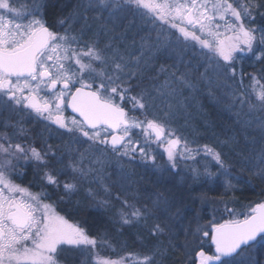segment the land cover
Listing matches in <instances>:
<instances>
[{"label":"snow or ice","instance_id":"obj_1","mask_svg":"<svg viewBox=\"0 0 264 264\" xmlns=\"http://www.w3.org/2000/svg\"><path fill=\"white\" fill-rule=\"evenodd\" d=\"M46 7L45 0H41L31 10L21 11L9 0H0V106H19L22 111L47 122L46 126L64 130L72 142L88 143L86 151L110 150L117 157V163L125 157L134 161L138 155L142 161H151L160 168L156 165V156L151 154L152 143L163 146L169 166L166 171L176 169L178 159L195 158L203 153L206 159L215 162L218 171L212 173L207 166L203 173L194 169L193 179L202 175L209 179L222 178L226 188L235 187L232 180L241 177L234 175L232 165L226 164V154L209 145L190 148L189 141L169 127L167 116L148 118L155 97L141 84L146 79L155 81V77H147L145 72L151 68V61L165 56L173 63L160 65L157 76L163 74L165 80L155 91L176 96L182 88L195 90L197 85L183 56L188 48L197 46L205 61L201 80L210 82L209 71L217 76L230 74L229 79H235L234 64L238 57L242 59L251 54L257 60L264 58V51L256 52L257 45L264 46V27H257L255 23L257 15L264 17V12L260 11L264 9V0H77L72 10L56 21L63 33L53 30L44 18ZM90 11L96 13L93 19L103 23L98 24L93 37L85 40L83 29L73 34L72 25L81 19L86 21V13ZM127 11L140 13L151 19L153 25L167 24L169 31L175 30V40L159 32L155 43L142 37L139 54L133 55L131 48L122 51L115 43L116 40L122 42L123 35L113 34L109 43L101 47L99 35L114 33L108 21L115 22ZM18 20H27V23ZM134 45L133 41L132 47ZM182 65L186 70L181 71ZM249 79L248 88L234 91L233 103L248 104L249 111L257 106L264 111V84L261 83L264 76L257 78L249 74ZM240 84L243 87L242 79ZM67 108L74 113L71 118L64 114ZM135 112H140L143 119L130 115ZM258 127L264 132V119L259 121ZM134 130L142 133L143 142L133 138ZM0 141H3L0 154L10 158L0 164V264H60L58 257L63 245L94 253L90 264H125L126 259L134 260V264H162L156 257H163L167 249L159 238L166 234L175 236L174 222L182 219L181 208L176 207L173 200L157 193L155 199L148 197L151 207L148 203L137 207L136 202L117 196L121 207L115 222L121 226L142 222L157 245L151 254L142 257L129 254L119 260L105 258L95 250L98 246L110 247L107 240L90 235L79 223L60 215L53 203L47 202L51 199L45 190L47 187L62 188L65 196H71L79 190L80 183L94 173V169L83 166L85 153L79 152L78 158L65 163L63 154L54 150L53 145L25 146L12 143L7 135H0ZM224 143L227 142H221ZM77 151L70 144L65 146V152L70 155ZM21 159L25 163L34 162L40 170V192L33 193L9 178V170L14 167L12 161ZM98 162L99 158L92 161ZM240 164L241 171L245 170L244 166H250L264 179V147L255 156L243 157ZM130 175L120 165L119 179L127 181ZM61 176L65 177L63 181ZM97 179L93 175L90 182ZM104 191L110 193L108 187ZM87 195L96 199L91 188L87 189ZM98 204L102 208L110 206L107 200H99ZM225 211L230 215H243V219L198 225L193 232L194 239L210 237L215 252L209 255L200 246L195 260L189 257V264H230L226 258L239 256L244 250L249 252L248 264H264V199L248 206L246 213L238 214L235 209L227 208ZM258 243L259 249L256 248ZM184 247L189 248L188 241ZM253 252L256 255H252Z\"/></svg>","mask_w":264,"mask_h":264},{"label":"trees","instance_id":"obj_2","mask_svg":"<svg viewBox=\"0 0 264 264\" xmlns=\"http://www.w3.org/2000/svg\"><path fill=\"white\" fill-rule=\"evenodd\" d=\"M47 7L44 11V18L47 20L50 26H53V30L63 32V29L56 26V21L63 16H66L70 12L73 6L77 3V0H45ZM264 12V9L260 10ZM256 26L264 27V17L259 15L256 16ZM146 24H141L136 22V15H133L132 12L127 14L123 20V24L119 27H114L109 25L110 28L114 29L116 36L123 35V40H134L137 42H142L141 38H150L148 39L149 43H155L156 37L153 36L149 29L146 27ZM83 29V39H84V22L79 20L78 22L72 25V32L79 33ZM108 35V34H107ZM105 35L104 37L106 38ZM120 40H116L115 43ZM138 46L135 47V52L137 55ZM264 51V46L257 45L256 52ZM147 55V53H146ZM151 68L146 70L145 75L147 77H155V81L151 79H146L142 82L141 86L150 87L151 83L154 84L162 82H156L160 79H165L163 74L157 76V71L161 64L171 65L173 60L166 59L165 56H158L154 61H151ZM238 63V73L243 76L245 73L253 71L256 72L259 76H264V58L257 60L256 56L251 55L249 57H239L237 59ZM264 80V79H263ZM156 82V83H155ZM152 84V85H154ZM150 87L152 95L155 97L154 106L155 112L147 113L148 118H153V115H156L160 118L169 116L168 123L169 127L173 130L184 134L189 141V146H194L195 144L202 143V145H209L210 147L215 148L217 151H220L225 155L226 164L232 165L231 171L241 177L239 180L234 181V188H227L224 194L221 196V201L231 204L233 208H248L262 199H264V179L259 175H256L255 172L257 169L251 168L250 166H244L245 170L241 171L240 161L245 156H255L256 152L264 147V132L262 137H258L259 129L256 127H248L247 129L241 125V121L235 119V116L226 110L223 103L225 101H211L207 98V94L203 93L201 90H196L195 95L199 98L197 101L199 103L200 109H194L195 114L199 116H189L190 110L184 115L186 120H190L187 124L182 125L181 117H184L180 111V107H166L167 99L162 98V94L155 91V87H158L159 84ZM166 90H164L165 92ZM184 92V91H183ZM133 95L135 92L132 93ZM185 96V93H181ZM215 97H218L214 94ZM155 100H157L155 102ZM188 101V100H186ZM195 106L196 105H192ZM193 113V111H192ZM233 116H232V115ZM130 115H136L140 118H143V115L140 112L130 113ZM188 115V116H187ZM200 118L204 119L205 122H202ZM185 120V121H186ZM23 128L24 131L21 132L20 129ZM244 128L247 133L248 141L240 139L239 130ZM0 132L7 136H12L18 142H26L32 146L41 147L46 144L54 146V150L58 153L63 154L65 163L69 159L78 158L79 152L85 153V159L83 166L90 164V160L93 155L97 152L96 150H89V145L87 143L81 142H72L69 135L64 134V131L57 130L56 128L48 129L46 127L39 126H28V127H2L0 126ZM177 134V132H176ZM180 134V135H181ZM40 137H37L39 136ZM179 135V134H178ZM257 137V143H251L255 141ZM237 140H236V139ZM81 140L83 138H80ZM222 141L227 143L221 144ZM71 145L73 149L78 150L77 152L72 153L71 155L65 152V146ZM235 144H242L246 146V150L243 151V155L240 158L238 154L240 153L235 148ZM252 148L254 152H252ZM251 150V152H250ZM257 152V153H258ZM10 159V158H9ZM13 165L18 173L22 172L23 184L29 181V177L33 178L34 191H41L42 182L40 180V170L37 166H34L30 163H25L23 160L16 162L13 161ZM16 163V164H15ZM23 163V164H22ZM182 167V164H179ZM69 174L71 170H68ZM131 175L127 181L120 180L119 177H116L114 171H105L101 172L97 170L94 175L98 177L95 182H90L89 179L86 183L83 181L79 185V190L72 194L71 196H65L62 188L57 189L54 187H47L45 190H50L51 199L50 203H53L56 211L65 216L67 219L79 223L81 227L85 228L90 235L96 236L98 240L101 238L108 241L109 246L96 248V251L103 257H112V256H123L124 254H132L133 257L146 254H151V251L157 245V240L152 238L144 224H132L124 225L116 223L118 220L117 212L121 207L120 200H117L116 197L119 196L121 199H128L130 202H136L137 207L144 203H148L151 207V203L146 200V195H153L155 198L157 193H163L165 196L169 197L175 202L176 207H180L182 211V219L174 222V228L176 231L175 236L166 234L159 239L163 241V247L167 249L163 257H156V260L159 262L162 260V264H189V252L190 258L191 254L200 250V246H203L206 252H211V247L209 245L208 237L200 240H196L193 237V232L196 227L200 225L203 221V211L199 208V217L192 216V212L185 211L187 206L197 208L196 196L199 193L203 194L205 192L201 191L195 184L187 178H184L178 185L170 179L168 182H165L163 179H158L156 176V170L154 172L144 174L139 171L134 172L130 171ZM179 174H181V168L179 169ZM60 179L63 181L64 176H61ZM101 179L103 183H101ZM108 187L110 193H105L104 188ZM91 188L92 191L96 194V199H91L88 195L84 194V190ZM136 197L133 200V197ZM63 197V200L60 199ZM84 197V198H83ZM99 200H107L109 202V207L102 208L99 206ZM220 201V202H221ZM199 202L202 205L201 198ZM198 209V208H197ZM174 210V209H173ZM225 210V207L222 209ZM220 210V213H222ZM197 212V211H196ZM223 215V214H222ZM220 217V216H217ZM242 217V216H241ZM200 218L202 221H200ZM151 223V221H149ZM171 240V243H169ZM185 241L189 242V248L184 247ZM256 248L259 249V243L256 245ZM186 252L188 255H186ZM65 258L60 257L61 264H67V252ZM63 254V253H62ZM244 254V255H242ZM241 255L234 256L232 258H226L229 260L230 264H248V250H244ZM252 255H256L255 252ZM61 256V254H60ZM264 258V257H262ZM69 263V262H68ZM128 264H134L133 261H127Z\"/></svg>","mask_w":264,"mask_h":264},{"label":"rangeland","instance_id":"obj_3","mask_svg":"<svg viewBox=\"0 0 264 264\" xmlns=\"http://www.w3.org/2000/svg\"><path fill=\"white\" fill-rule=\"evenodd\" d=\"M10 4L14 7L17 8L21 11H24L25 8H27L28 10H31V8L33 7L34 4L41 2V0H9ZM23 6V7H22ZM130 12L133 13V15H136V22H139L141 24H146V27L149 29V32L157 37L158 32L163 34H167L170 36V38L172 40H175V35H173V33H175V30H171L169 31V26L167 24L163 25V27H161L160 23L157 22V24L153 25L151 19L142 17L140 13L135 12V11H127L123 14H121V16L115 20V22L112 21H108V24L114 27H119V25L123 24V20L125 18V16L127 14H129ZM89 17H94L96 15L95 12H87ZM91 14V16H90ZM103 15L105 17H107V12H104ZM32 17H28V19H31ZM92 21L96 22V33H97V29H98V24L99 23H103V21H97V20H93ZM17 22H23V23H27V20H18ZM63 29V28H62ZM63 33V32H61ZM73 34H77L76 32H73ZM87 35V34H86ZM104 34H100L98 39L100 42V46L103 47L105 44L109 43L110 38L113 36V34L110 32L108 33V35L106 36V38L104 37ZM89 37H92V33ZM133 41L134 40H123L122 42L119 41L116 44H119L121 47V50L123 51L126 47L131 48L133 55H136L135 52V47L138 46V50H137V55L139 54V46L141 44V42H135L134 47H132L133 45ZM251 56V54L245 56V57H249ZM254 56V55H253ZM239 58V57H238ZM237 58V59H238ZM183 61L186 63V68L187 70H190L191 72V78L193 79V83H195L197 85L196 89H186V88H182L181 91L179 92L178 95L176 96H168L166 94H162V98H164L165 100L167 99L166 102V107H180L179 111L181 113H183L182 115H186L188 112L189 108L190 110L192 109V111H190L189 116L195 115V116H199V114H195L194 109H200L199 107V103H198V97L195 95L196 90H201L203 93L207 94V98H209L211 101H225V103H223L225 109L229 112H231L234 116L235 119L241 121V125H243L246 129L248 127H250V125L253 127H256L259 129L258 132V137H262V133L260 131H262L259 127V121L261 119H264V111H261L259 109V107L257 106V108L253 111H249V107L248 104H245L243 106H241L239 104V102L237 101L235 104L233 103V99H232V94L234 93V91H242L244 88H248V86L251 84V81L249 79V74L255 75L257 78H261L262 76L257 75L256 72L250 71L245 73L243 76H241L238 73V69L237 67L239 66L237 63V60L234 64V67L236 68V77L235 79H229V75H219L217 76L215 73H213L212 71H209L207 73L210 82H206L204 80H201L200 77V73H203L205 71V67L203 66L205 64L204 59L202 58V56L200 55V50L199 47L197 46L196 48H188L186 50V54L183 56ZM188 61H191V63H187ZM98 67V66H97ZM185 69V65L181 66V71H184ZM241 79L243 80V87L240 84ZM165 80V79H164ZM163 79H160L156 82H164ZM155 82V83H156ZM261 83L264 84V80L261 79ZM154 84V82L151 83V85ZM160 85V83H157ZM154 84L152 86L155 87ZM150 85V87H151ZM78 86V85H77ZM143 87V86H142ZM150 87H148V90L150 91ZM167 91V90H166ZM165 91V93H166ZM184 91V92H183ZM181 93H185V96L181 95ZM217 95L218 97L214 96ZM188 100V101H186ZM157 100H155L156 102ZM252 102L255 103V97H252ZM192 105H196L192 106ZM154 106V104H153ZM19 107V106H18ZM151 112H155V107H152L150 109ZM65 116L71 118V114L67 113L65 111ZM231 114V115H232ZM232 115V116H233ZM188 116V115H187ZM169 118V116H167V119ZM143 119V118H141ZM186 117H181V122L182 125L187 124L190 120H186ZM200 120L202 122H205L204 119L200 118ZM54 128H56V126H54ZM57 129V128H56ZM62 130V129H61ZM173 130V129H172ZM64 131V130H62ZM175 131V130H174ZM179 131V130H178ZM177 132L176 135L178 136H182L184 138H186L188 140V138L184 135L181 134L180 132ZM181 134V135H180ZM0 135H4L2 134V132H0ZM240 139L244 140V142L248 141V137H247V133L246 130L244 128H241V130H239V135H237ZM9 138H11L12 143H20L22 145L25 146H32L26 142H18L15 138H12L11 136H8ZM134 139H139L141 140V142H143V135L142 133L139 132V130H134ZM236 139V138H235ZM237 140V139H236ZM3 142V141H0ZM257 143V137L255 139V143ZM88 144V143H87ZM202 143H197L194 146H189L190 148H197L202 147L201 146ZM89 145V144H88ZM235 148L236 150L240 151V153L238 154V156L241 158L243 155V151L246 150V146L242 145V144H235ZM251 152V150H250ZM252 152H254V149L252 148ZM258 152V151H257ZM256 152V154H257ZM151 154L156 156V165H160V168H157L155 165L152 164L151 161H142L140 159V157L137 155L134 161H129V159L127 157L121 159L119 161V163H117V157L110 151V150H105L103 148H101V151H97L93 157L90 160V164L87 166H85V168H92L94 169V173L89 175V179L92 178V176L95 174V172L97 170H100L101 172H105V171H114L116 173V177H118V172H119V168L120 165H123L125 170L127 171H134L137 172L139 171V173H151L154 172V170H156V176L158 179H163L165 182H168V180L172 179L175 184H179L180 182L178 181H182L184 178H187L191 181V183L195 184L198 188L201 189V191L205 192L203 194L199 193V195H197L196 200L197 202V208H193L189 206H187V208H185V211H189L192 212V210L194 211V214H192V216H196V218L199 217V208H201L203 211V221L200 218V221H202L200 223V226L209 224V222H215V223H223L224 220H229V219H235V218H239V219H243V215H230L227 211L222 210L224 207L225 209H235L236 213H246L248 208H233L232 206L229 207V205L231 204H227L223 201H221V196L224 194V192L227 190L226 186L224 185L223 179H217L216 177H213L212 179H209L207 176H200L199 179L194 180L193 179V175L194 169L199 170L201 173L204 172L205 170V166H207L208 171L212 172V173H216L218 171V166L215 164L214 161H210V158H205L203 153H200L199 155H195V158H188V159H178L177 160V167L174 170H170V171H166L165 169H168L169 166L167 164V154L166 152L163 151V146L158 145L157 143H152L151 144ZM97 158H99L98 163H92V161H96ZM6 159H9L8 157L3 156V154H0V164H3L4 161ZM23 159H21L20 161H22ZM14 162L12 161V164ZM16 164V163H15ZM23 164V163H22ZM33 164L34 166H37L34 162L30 163ZM179 164H182V167H180ZM181 168V174H179V169ZM24 171V170H23ZM22 172H19L15 169V168H11L9 170V178L16 184L21 185L22 187H26L29 188V190L33 193L39 192V191H34V186H33V178L29 177V181L25 182V184H23V177H22ZM235 175V173H234ZM100 178V176H98ZM88 179V180H89ZM85 180L84 182L86 183ZM102 180V179H101ZM232 183H234V181H232ZM47 192L50 190H46ZM84 194L87 195V189L84 190L83 192ZM50 194V193H49ZM146 200L148 202H150V200L148 199V197L153 198V195H146L145 196ZM84 198V197H83ZM201 198V203L199 202ZM221 201V202H220ZM49 202V201H47ZM50 203V202H49ZM151 203V202H150ZM220 210H222V213H220ZM197 211V212H196ZM223 214V215H222ZM61 215V214H60ZM220 216V217H217ZM242 216V217H241ZM70 222L75 223L74 221L68 219ZM204 230H208L207 228H205ZM63 248V251H61V256L59 255L58 259L60 261V257L61 258H65L66 257V253L67 252V264H90V261L92 259V255H94V253H89L87 251H81L80 249L74 248L72 246H68V245H63L61 246ZM95 252H97L95 250ZM63 253V254H62ZM242 254V253H241ZM244 255V254H242ZM129 254H124L123 256H112V257H105L111 260H119L121 257H128ZM189 257H190V252H189ZM191 259L194 261L195 260V252L193 254H191ZM127 259L125 260V264L127 263ZM69 262V263H68ZM61 264V261H60ZM63 264V263H62Z\"/></svg>","mask_w":264,"mask_h":264},{"label":"flooded vegetation","instance_id":"obj_4","mask_svg":"<svg viewBox=\"0 0 264 264\" xmlns=\"http://www.w3.org/2000/svg\"><path fill=\"white\" fill-rule=\"evenodd\" d=\"M86 15H87V20L85 21L84 19H82L84 22V34H85L84 39L85 40L89 38L91 33H92V37L96 33V22L92 21L93 17H89L88 13H86ZM65 111H66V114L67 113L71 114L68 111V108ZM46 124L47 122L42 121L39 118H36L34 114H31L26 111H22L20 107L18 106H13L11 108L0 106V126L2 127L3 126L4 127H21V126L28 127V126H39V125H41L42 127H46ZM47 128L53 129L54 125L50 127L47 126ZM37 137H40V135Z\"/></svg>","mask_w":264,"mask_h":264},{"label":"water","instance_id":"obj_5","mask_svg":"<svg viewBox=\"0 0 264 264\" xmlns=\"http://www.w3.org/2000/svg\"><path fill=\"white\" fill-rule=\"evenodd\" d=\"M68 111L72 114V115H74V113H72V111H71V109L70 108H68ZM77 115V118H79L78 117V114H76ZM259 203V202H258ZM255 205V204H254ZM254 205H252V206H254ZM208 241H209V245H210V247H211V252L210 253H208L209 255H213L214 254V252H215V249H214V245L211 243V238L210 237H208Z\"/></svg>","mask_w":264,"mask_h":264}]
</instances>
